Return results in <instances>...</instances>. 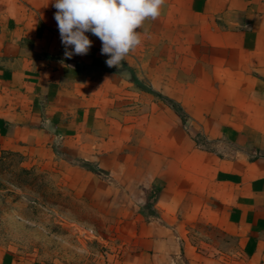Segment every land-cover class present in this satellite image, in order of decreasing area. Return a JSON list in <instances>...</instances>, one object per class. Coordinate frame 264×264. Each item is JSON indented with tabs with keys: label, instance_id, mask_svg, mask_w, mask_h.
I'll use <instances>...</instances> for the list:
<instances>
[{
	"label": "crops",
	"instance_id": "0c3cea01",
	"mask_svg": "<svg viewBox=\"0 0 264 264\" xmlns=\"http://www.w3.org/2000/svg\"><path fill=\"white\" fill-rule=\"evenodd\" d=\"M53 3L0 0V147L134 184L151 264H264V0H166L119 68Z\"/></svg>",
	"mask_w": 264,
	"mask_h": 264
},
{
	"label": "rangeland",
	"instance_id": "374dc122",
	"mask_svg": "<svg viewBox=\"0 0 264 264\" xmlns=\"http://www.w3.org/2000/svg\"><path fill=\"white\" fill-rule=\"evenodd\" d=\"M74 160L35 161L0 147V253L16 264H151L136 219L139 188L122 181L103 194L104 175L86 176L76 166H90Z\"/></svg>",
	"mask_w": 264,
	"mask_h": 264
},
{
	"label": "clouds",
	"instance_id": "9594fccd",
	"mask_svg": "<svg viewBox=\"0 0 264 264\" xmlns=\"http://www.w3.org/2000/svg\"><path fill=\"white\" fill-rule=\"evenodd\" d=\"M166 0H54V19L64 46V58L87 55L99 38L108 67L119 68L142 43L145 22L161 15ZM71 49V50H69ZM63 63V61H61Z\"/></svg>",
	"mask_w": 264,
	"mask_h": 264
},
{
	"label": "trees",
	"instance_id": "16d2710c",
	"mask_svg": "<svg viewBox=\"0 0 264 264\" xmlns=\"http://www.w3.org/2000/svg\"><path fill=\"white\" fill-rule=\"evenodd\" d=\"M22 171H24V172H25V170H22Z\"/></svg>",
	"mask_w": 264,
	"mask_h": 264
}]
</instances>
